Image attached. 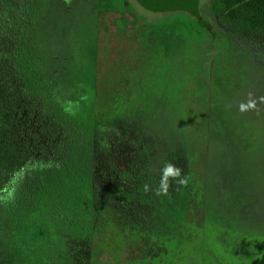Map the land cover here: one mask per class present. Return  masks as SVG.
Segmentation results:
<instances>
[{
    "label": "rangeland",
    "instance_id": "rangeland-1",
    "mask_svg": "<svg viewBox=\"0 0 264 264\" xmlns=\"http://www.w3.org/2000/svg\"><path fill=\"white\" fill-rule=\"evenodd\" d=\"M15 1L3 0L9 8ZM31 1L21 2L27 17L23 14L16 24H27L21 30L22 43L36 47L50 40L55 28L68 33L74 20L78 24L92 11H101L92 55L95 82L91 75L80 83V94L95 85L94 104L88 110L84 106L77 122L89 116L88 124H99L98 113L113 116L115 120L103 122L109 136L95 137L99 148L121 149L123 167L129 166L131 156L141 164L134 150H151V162L145 163L158 185L164 164L187 156L182 175L187 184L170 178L167 194L155 192L159 206L171 213L180 207V257L185 264H264V220L254 218L249 197L254 186L264 183V38L253 35L246 46L215 23L220 38L215 46L212 36L203 43L188 28L184 13L155 12L135 2L123 5L124 16L106 10L122 8L120 0ZM132 10L142 19L135 20ZM40 12L43 23L31 28L33 14ZM255 49L262 50L255 51L261 58L254 56ZM250 101L256 106L241 111V104ZM163 216L161 227H173L175 216ZM193 225L197 236L191 232ZM38 226L25 221L14 225L13 234L8 224L0 230L9 234L10 249H32L26 256L30 260L42 247L23 245L18 238ZM146 239L126 232L117 242L110 231L95 239L93 250L100 253L99 264H132L150 253ZM72 249L78 258L87 254L85 246ZM8 254L0 255V264H11Z\"/></svg>",
    "mask_w": 264,
    "mask_h": 264
},
{
    "label": "trees",
    "instance_id": "trees-1",
    "mask_svg": "<svg viewBox=\"0 0 264 264\" xmlns=\"http://www.w3.org/2000/svg\"><path fill=\"white\" fill-rule=\"evenodd\" d=\"M21 2L27 3L15 1L9 8L0 0V226L7 228L8 224L13 234L14 225L25 221L38 224L18 241L26 246L38 243L42 248L26 260L32 249L16 250L12 245L10 249L9 234L0 230V255L9 253L11 264H99L100 253L93 250V242L111 231L117 242L126 232L134 237L146 235L150 253L132 264H185L180 257V207L171 213L164 204L158 205L156 196H160L155 192L160 185L145 163L151 162V150H134L141 164L131 156L129 166L123 167L121 149L113 152L98 147L95 137L109 136L103 122L115 119L98 113L99 124L94 120L88 124L87 118L77 123L81 104L72 99L75 72L60 59L66 52L59 53L53 47L54 36L38 45L46 47L44 56L38 51L37 58L43 60L50 75L47 83L32 62L31 51L22 43L21 30L27 24L16 21L23 14L27 17V13ZM208 7L205 14L213 20H206L207 25L186 10L175 11L187 14L188 20L183 21L202 42L210 35L218 45L214 21H220V26L230 29L241 42H246L248 34L264 37V0H212ZM13 8L20 11L16 13ZM200 11L205 18L201 7ZM42 13L33 14L31 28L43 23ZM90 20L96 32V15ZM205 31L209 33L203 35ZM70 54L75 61L74 54ZM91 75L95 82L94 64ZM186 157L172 160L183 170L182 175ZM145 184L149 186L147 191ZM252 189L255 191L249 197L254 218L264 220V183ZM166 214L175 216L171 228L161 227V217ZM93 219L97 220L94 225ZM192 227L196 235L195 225ZM80 246L87 248L82 258L72 252Z\"/></svg>",
    "mask_w": 264,
    "mask_h": 264
},
{
    "label": "flooded vegetation",
    "instance_id": "flooded-vegetation-1",
    "mask_svg": "<svg viewBox=\"0 0 264 264\" xmlns=\"http://www.w3.org/2000/svg\"><path fill=\"white\" fill-rule=\"evenodd\" d=\"M27 1V0H26ZM47 0H42L41 3L45 4ZM98 0H95L97 2ZM212 1V0H211ZM211 1L206 2V4H200L201 9L203 11V14L205 16V21H211L213 18H208L206 16V12H208L209 7L207 6L211 3ZM122 8H111L108 7L106 10H115L116 12H122L123 16L125 15V7L123 6L126 3H137L141 6V2L139 0H120ZM144 7V6H143ZM132 9V7H129V10ZM147 9V8H146ZM149 10V9H148ZM103 11V10H102ZM131 11V10H130ZM152 11V10H151ZM101 11H92V13L87 14L84 18H82V21L77 24V22L74 20L72 22V30L69 31L68 33H64L63 29H54L55 35L53 38V47L57 49L59 53L61 52H66V54L61 55L60 59L62 63L65 62V60L68 62V66L72 68V70L75 72V75L73 77V83L75 84L73 86V101H80L81 107L79 110H77L78 117H82L83 109L84 106H87L86 109H90L94 102H92L94 96V93H89L88 90L83 91L84 93L80 94V83H83L82 80H90L91 78V72L90 68L93 66L92 62V55L94 54V50L96 49L97 46V30H98V16ZM133 17L135 20L137 19H142L139 17L138 13H136L134 10H132ZM96 15L97 18V26H96V32L92 30L93 27V22H91L90 17L92 15ZM140 14V13H139ZM209 16V15H208ZM206 21V25L208 24ZM216 24L220 25V21H215ZM120 24V23H119ZM92 25V26H91ZM77 27V29H76ZM253 36L252 34H248L246 38V42L244 40V44L246 46L251 45L249 43L250 37ZM264 38V37H263ZM35 46V47H34ZM253 47V46H252ZM27 50L30 52L31 51V58L32 62H35L36 66L40 65L42 68H45V64L43 63L42 59L37 58V52L40 51L42 56H44L46 47H36V45H27ZM255 51L260 52L262 50L260 49H255L253 50L254 56L261 58V55L256 53ZM73 53L75 56V61L72 60L71 54ZM58 54V53H57ZM90 73V74H89ZM95 91V88L91 89V92ZM90 96V97H89ZM87 104V105H85ZM89 120V116L87 117ZM108 125V124H107ZM126 162V161H125ZM122 162V163H125ZM126 164V163H125ZM124 164V165H125Z\"/></svg>",
    "mask_w": 264,
    "mask_h": 264
},
{
    "label": "water",
    "instance_id": "water-1",
    "mask_svg": "<svg viewBox=\"0 0 264 264\" xmlns=\"http://www.w3.org/2000/svg\"><path fill=\"white\" fill-rule=\"evenodd\" d=\"M139 1L145 8L155 12L186 10L190 12L192 15H194L202 25H206V21L200 11L201 0H139ZM37 69L41 71L42 77L45 79L47 83H49L50 81L49 73L40 65H37Z\"/></svg>",
    "mask_w": 264,
    "mask_h": 264
},
{
    "label": "clouds",
    "instance_id": "clouds-1",
    "mask_svg": "<svg viewBox=\"0 0 264 264\" xmlns=\"http://www.w3.org/2000/svg\"><path fill=\"white\" fill-rule=\"evenodd\" d=\"M264 99V98H262ZM255 102L254 101H250L249 104L245 105V104H241L240 108L241 111H246L248 108H254ZM182 169L177 167L176 165H174L171 162H168L165 164L162 172V178H161V184H160V188L157 189V193L158 194H167V191L169 189V179L171 178L172 180L176 181L179 185H186L187 184V177H182ZM145 190H149V186L147 184H145Z\"/></svg>",
    "mask_w": 264,
    "mask_h": 264
}]
</instances>
